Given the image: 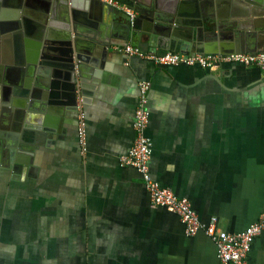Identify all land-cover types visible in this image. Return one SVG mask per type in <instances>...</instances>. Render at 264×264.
I'll use <instances>...</instances> for the list:
<instances>
[{"label": "crops", "instance_id": "crops-1", "mask_svg": "<svg viewBox=\"0 0 264 264\" xmlns=\"http://www.w3.org/2000/svg\"><path fill=\"white\" fill-rule=\"evenodd\" d=\"M44 6L0 0V86L13 89L9 105L0 100V264H219L209 236L186 234L178 215L152 206L140 175L119 158L132 145L139 83L147 81L153 178L187 197L202 223L215 218L228 233L244 231L264 213V68H161L114 48L194 55L187 37L209 39L214 24L246 8L189 2L187 22L171 30L109 7L96 22L78 12L86 36L72 109L59 78L52 76V89L44 77L29 79L21 69L30 63L27 39L3 29L17 11L41 16ZM28 21L26 33L39 34L41 20ZM51 21L59 33L58 18ZM173 38L181 51L169 49ZM50 70L63 80L64 68ZM249 256L264 264V230Z\"/></svg>", "mask_w": 264, "mask_h": 264}, {"label": "water", "instance_id": "water-1", "mask_svg": "<svg viewBox=\"0 0 264 264\" xmlns=\"http://www.w3.org/2000/svg\"><path fill=\"white\" fill-rule=\"evenodd\" d=\"M121 5H125L131 10H133L138 17L135 21L141 23L142 21H149L151 23L166 24L168 27L166 29L171 30L172 25L175 27L183 28L182 22H187L182 17L184 16V7L187 3H192L197 0H113ZM216 4H221L226 2L228 6L233 8H242V14H235L230 23L226 25L214 24L212 30L210 31L209 39L205 36L201 39L187 37L190 41L191 48L195 53H255L259 51H248L246 46L255 44L257 46L264 44L261 43V36H264V0H212ZM175 2L177 3L173 8L165 7L167 3ZM48 6H44L43 15L34 16L32 13L24 9L23 15L18 11L16 15L6 22L3 29L10 33H15L17 38L27 39L24 42L27 47H30L32 51H27L29 56L28 65L23 63L24 66L21 69L30 72V78L33 80L36 77L44 80L45 86L52 89L51 83L54 81L52 78L58 82L63 81L64 91L66 98L68 100V106L72 109L77 107L78 98V87L81 86L80 76L81 73V62L82 59L78 53L81 52V46L83 37L86 36L84 26L81 24L80 16H90L95 22L100 19L103 11L106 10L105 7H109L106 3L100 0H47ZM20 9V8H19ZM111 9V8H109ZM69 10L71 13V18L69 16ZM78 12L84 13L83 15L78 14ZM88 14V15H87ZM120 14L127 16L126 14L120 12ZM32 17L34 19H40L42 23L41 30L39 34L33 36L32 34L26 33L25 25H27L28 18ZM84 16V17H85ZM240 16L248 19L249 24L241 23ZM239 17V19H238ZM58 18V28L59 33H55L51 30L53 27V22L51 19ZM127 19H129L127 17ZM5 22V21H4ZM30 23V22H29ZM96 26V23L93 24ZM91 26V25H89ZM230 29L229 32L223 30ZM189 30H193L190 28ZM174 32V30H173ZM176 34V31H175ZM177 35V34H176ZM183 36V35H182ZM190 36V35H188ZM184 37V36H183ZM212 37V38H211ZM55 38L56 41H50ZM185 39V37H184ZM24 40V39H23ZM25 41V40H24ZM173 45L169 49L176 47L177 50L181 51L183 44L180 45V41L173 38ZM256 42V43H254ZM51 43L58 48L51 50ZM46 45V47L44 46ZM25 45V46H26ZM43 46V47H41ZM180 46V49H178ZM212 46V47H211ZM42 48V49H41ZM40 50V51H39ZM36 52V54L34 53ZM39 52L40 55L39 56ZM39 58V60H38ZM42 59V60H41ZM30 64V65H29ZM54 67L64 68L65 75L63 80L60 77H56L50 69ZM47 77V80H45ZM49 79V80H48ZM83 79V78H82ZM219 80V79H218ZM222 83L221 80H219ZM32 84V82H31ZM61 87V86H57ZM0 86V100L3 101V105H9L10 103V93L12 95V88H2ZM51 91V90H50ZM48 93V92H47ZM51 94V92H50Z\"/></svg>", "mask_w": 264, "mask_h": 264}, {"label": "built area", "instance_id": "built-area-1", "mask_svg": "<svg viewBox=\"0 0 264 264\" xmlns=\"http://www.w3.org/2000/svg\"><path fill=\"white\" fill-rule=\"evenodd\" d=\"M109 8L126 14L132 22L138 15L125 5L113 0H100ZM114 51L128 58H135L161 68L179 66L198 67L210 71L224 65H239L245 67L264 68V51L255 53H197L194 55L167 51L165 53H144L138 47L128 45L115 47ZM151 85L147 81L139 83L138 105L135 110L134 138L127 154L119 158V165L134 169L143 182L149 194L152 206L163 208L179 216L185 225L188 235H196L204 231L215 243L219 264H253L250 259L252 245L264 230V213L259 219L240 233H228L218 225L213 218L209 223H202L198 213L187 197L177 195L171 188L162 186L155 180L150 169L151 147L146 136L149 120L148 93ZM83 130V129H82Z\"/></svg>", "mask_w": 264, "mask_h": 264}]
</instances>
